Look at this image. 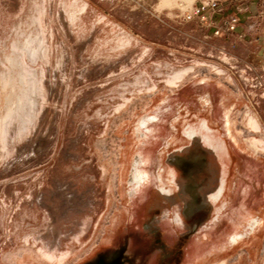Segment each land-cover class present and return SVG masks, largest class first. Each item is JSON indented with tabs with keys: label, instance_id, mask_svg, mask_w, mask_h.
I'll return each instance as SVG.
<instances>
[{
	"label": "rangeland",
	"instance_id": "obj_1",
	"mask_svg": "<svg viewBox=\"0 0 264 264\" xmlns=\"http://www.w3.org/2000/svg\"><path fill=\"white\" fill-rule=\"evenodd\" d=\"M206 121L233 167L184 264H264V0H0V264H146L133 213L171 210Z\"/></svg>",
	"mask_w": 264,
	"mask_h": 264
},
{
	"label": "crops",
	"instance_id": "obj_2",
	"mask_svg": "<svg viewBox=\"0 0 264 264\" xmlns=\"http://www.w3.org/2000/svg\"><path fill=\"white\" fill-rule=\"evenodd\" d=\"M220 91L223 94L217 103L219 108H224L228 105L230 97L227 95L226 89H220ZM208 96V103L214 104L211 91L208 92ZM205 123L207 132L203 133V137H200V134L195 130L189 133L190 140H192L190 142L196 140L197 147L193 142L176 149V153H172L169 165L172 187L171 195H169L172 203L171 210L168 211L162 207L155 212L148 211L139 217L137 213H133L132 224L135 220L141 221L140 228H143L147 235L150 233L154 235V243L160 244V247L153 248L154 254L150 256V260L146 264H184L193 260L202 251L200 243L203 242L199 239L197 244L193 239L194 234L200 227L208 223L214 215V211L220 209L219 204L225 193L228 173L232 171L234 153L227 147V144L225 147L218 148L214 146V143H211V128L207 121ZM227 123L228 132L231 134L235 130L229 118ZM238 129L239 126H236V130ZM241 209L243 210V208ZM229 227V225L226 227V233H228ZM102 247L99 246V248ZM170 250H176L175 259H167L169 255L164 258L163 256L158 257L156 254L160 251L168 252ZM97 254L96 257L93 256L92 261L83 264H100L101 260L105 264L116 261L118 264H122L120 262L121 255L118 256L119 260L115 253Z\"/></svg>",
	"mask_w": 264,
	"mask_h": 264
},
{
	"label": "bare ground",
	"instance_id": "obj_3",
	"mask_svg": "<svg viewBox=\"0 0 264 264\" xmlns=\"http://www.w3.org/2000/svg\"><path fill=\"white\" fill-rule=\"evenodd\" d=\"M205 99V98H204ZM157 117V116H156ZM158 118V117H157ZM148 128H150V127H148ZM141 129V128H140ZM144 132V131H143ZM147 133H149V132H147ZM151 133V132H150ZM145 134V133H144ZM146 135V134H145ZM209 137V136H208ZM147 138V137H146ZM147 144V143H146ZM151 151V150H150ZM139 154V153H138ZM142 156V155H141ZM148 157V156H147ZM142 158V157H141ZM141 158L138 156V157H136V160H135V162H136V164L134 165L135 167H134V174H133V176H132V181L133 182H135L136 183V187L137 186H139L142 182H143V180H144V178L145 177H147V173L145 174L144 172H143V170H141L140 169V164L142 163V160H141ZM146 161V160H145ZM186 164V163H185ZM173 173V172H172ZM152 174V173H151ZM161 175V174H160ZM148 180V179H147ZM132 187V186H131ZM166 188V187H165ZM222 190V189H221ZM220 190V191H221ZM169 215V214H168ZM157 218V217H156ZM160 222V221H159ZM258 222H259V220L258 219H256V218H253V217H251V218H249V220H248V224H249V229H254L255 228V226L258 224ZM158 225V224H157ZM160 226V225H159ZM259 227V226H258ZM151 229V228H150ZM158 229V228H157ZM156 229V230H157ZM246 229V228H245ZM256 229V228H255ZM245 231V230H244ZM246 232H242V233H240V232H236V233H234V236L232 237V240L234 241V242H240L241 240H243V237H244V234H245ZM160 245V244H159ZM97 261V260H96Z\"/></svg>",
	"mask_w": 264,
	"mask_h": 264
},
{
	"label": "flooded vegetation",
	"instance_id": "obj_4",
	"mask_svg": "<svg viewBox=\"0 0 264 264\" xmlns=\"http://www.w3.org/2000/svg\"><path fill=\"white\" fill-rule=\"evenodd\" d=\"M100 264H105V262H103L102 260L99 261ZM107 264H118V262H107Z\"/></svg>",
	"mask_w": 264,
	"mask_h": 264
},
{
	"label": "built area",
	"instance_id": "obj_5",
	"mask_svg": "<svg viewBox=\"0 0 264 264\" xmlns=\"http://www.w3.org/2000/svg\"><path fill=\"white\" fill-rule=\"evenodd\" d=\"M215 4H216V3H215ZM233 21L236 22V19H234ZM231 25L233 26V25H235V23H232Z\"/></svg>",
	"mask_w": 264,
	"mask_h": 264
}]
</instances>
